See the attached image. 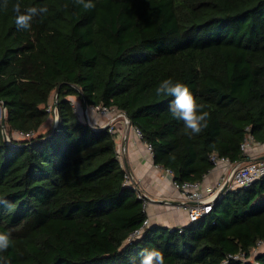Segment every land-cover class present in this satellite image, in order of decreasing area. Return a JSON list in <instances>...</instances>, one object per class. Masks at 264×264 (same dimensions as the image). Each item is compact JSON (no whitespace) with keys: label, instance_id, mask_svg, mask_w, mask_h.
Wrapping results in <instances>:
<instances>
[{"label":"trees","instance_id":"1","mask_svg":"<svg viewBox=\"0 0 264 264\" xmlns=\"http://www.w3.org/2000/svg\"><path fill=\"white\" fill-rule=\"evenodd\" d=\"M92 2L87 10L76 0H7L6 8L0 0L9 138L0 124V231L12 237L0 255L10 264H132L155 247L165 264H264V250L250 253L264 239V175L224 188L181 231L150 223L132 236L147 214L126 183L115 134L82 120L70 98L125 112L153 163L178 183L200 182L214 167L211 154L248 160L243 138L264 142V0ZM17 3L48 12L18 29ZM168 78L206 106L200 134L187 135L169 111L173 98L156 95ZM238 251L249 259L227 258Z\"/></svg>","mask_w":264,"mask_h":264},{"label":"crops","instance_id":"2","mask_svg":"<svg viewBox=\"0 0 264 264\" xmlns=\"http://www.w3.org/2000/svg\"><path fill=\"white\" fill-rule=\"evenodd\" d=\"M102 121V120H101ZM127 130L115 132L116 146L121 155L124 167L131 176V181L149 193L154 199L145 208L150 223L169 227L185 225L187 223L186 212L182 207L183 197L173 187L171 180L165 175L163 168L152 161L151 152L147 150L146 143L140 139L131 126ZM250 159L264 155V142L255 143L246 150ZM121 160V156L119 155ZM228 165L218 163L200 181V187L204 194L215 192L222 183Z\"/></svg>","mask_w":264,"mask_h":264},{"label":"built area","instance_id":"3","mask_svg":"<svg viewBox=\"0 0 264 264\" xmlns=\"http://www.w3.org/2000/svg\"><path fill=\"white\" fill-rule=\"evenodd\" d=\"M52 104V102H51ZM96 110L99 112H104L107 110H110L109 108H106L104 106L100 105H90L86 106L84 105V114L88 115V109ZM54 109V107H53ZM89 117V116H88ZM87 117V121L90 125L93 127L99 128V127H105L109 126V131L111 133L115 134V130L112 125L110 124H103L99 126H95ZM56 114H53V123L56 124ZM126 122V121H125ZM128 125V122H126ZM134 131L137 133L138 136H140L139 130L137 128H134ZM20 136H30L32 135V132H18ZM259 143L255 141L250 133H248L243 140L240 143V150L243 154H246V150L249 146ZM147 150L151 152V146L149 144H146ZM210 158L212 159L214 166H216L220 162H224L228 165L225 175L222 177V183L220 184V187L217 191L211 192L208 194H204L200 187V182H190V181H183L181 183H178L173 180L172 178V171L168 168H163L165 175L168 177V179L171 180V183L173 187L178 189V191L181 193L183 197V204L182 207L186 212L187 216V223L192 222L194 220H197L204 215L208 214L213 206V202L216 198H219L223 195L222 190L225 188L232 189L236 187H247L253 180L259 178L260 176L264 175V157H258L255 159L246 158L248 160H240L232 162L228 158L223 156H218L216 154H211ZM162 168V167H161ZM126 183L129 184L132 188L136 189L137 197L141 198L143 200V206L146 208L147 204L151 202L154 197H152L149 193H147L145 190L141 189L137 183H134L131 181L130 174L126 173ZM149 225V220L146 217L143 220L142 225L137 228L135 231L131 233L132 236H139L141 232L143 231L144 227ZM182 226H177L178 230H182ZM264 250V239H259L256 242V245L250 250V253L252 255H255L256 253H259ZM227 258H234L239 260H245L249 259V257L245 256V253L242 251H238L235 253H230L227 255ZM227 259L223 261V263H226ZM254 264H258L257 261L253 260Z\"/></svg>","mask_w":264,"mask_h":264},{"label":"clouds","instance_id":"4","mask_svg":"<svg viewBox=\"0 0 264 264\" xmlns=\"http://www.w3.org/2000/svg\"><path fill=\"white\" fill-rule=\"evenodd\" d=\"M76 3L87 10L95 8L92 0H76ZM4 7H7V0H5ZM64 7L67 8L68 5H64ZM13 10L16 13L15 25L22 30L30 29L35 17H42L43 14L48 12L47 6H32L21 11L19 3L13 6ZM155 93L157 96L173 98L169 105V111L173 118L183 122L186 134L190 137L200 134L208 127L210 113L205 110L206 106L204 104L198 103L188 85L182 82H174L171 78H168L158 84ZM0 202L7 203L2 200ZM11 246V230L0 231V254L6 252ZM0 264H10V261L0 255ZM132 264H165V257L160 249L155 247L145 248L141 250L138 262L135 258H132Z\"/></svg>","mask_w":264,"mask_h":264},{"label":"rangeland","instance_id":"5","mask_svg":"<svg viewBox=\"0 0 264 264\" xmlns=\"http://www.w3.org/2000/svg\"><path fill=\"white\" fill-rule=\"evenodd\" d=\"M55 97L54 95V92L51 94L50 96V102H53V98ZM70 98L72 99V102H73V105L75 107V109L77 110V112H79L80 114H83L84 113V105H81L80 104V101L76 98V97H73V96H70ZM82 111V113H81ZM5 114V110L3 109V107L1 106V102H0V117L2 114ZM89 116V117H88ZM87 119V117L89 118V120L95 125V126H99V125H102L105 123V124H110L113 126L115 132H118L119 129L124 131V130H127L129 124L127 125V123L125 122V118L124 116L122 115V113L116 109H110V110H107V111H104V112H99V111H96V110H91L90 108L88 109V115L87 114H84V116L80 115V118L82 120H85V118ZM52 120H53V117H52ZM102 120V121H101ZM50 122V121H49ZM49 122H47V124H43V127L42 128H45ZM118 130V131H117ZM134 130V129H133ZM135 132V131H134ZM136 133V132H135ZM137 134V133H136ZM13 136L15 138H21L22 136L19 135L18 132H14L13 133ZM121 147H120V150H119V155L121 156V161L123 160L122 158V155H121ZM123 162V161H122ZM123 164V163H122ZM124 166V165H123ZM149 220V219H148ZM149 224H150V221H149Z\"/></svg>","mask_w":264,"mask_h":264},{"label":"water","instance_id":"6","mask_svg":"<svg viewBox=\"0 0 264 264\" xmlns=\"http://www.w3.org/2000/svg\"><path fill=\"white\" fill-rule=\"evenodd\" d=\"M57 93H58V92L55 93V97H54V99H53L54 102L56 101ZM84 105H85V104H84ZM1 106H2L3 109L5 110V102H4V101H1ZM121 113H122V115L124 116L125 121H126V122H129V120H128L126 114H125V112H121ZM56 119H57V115H56ZM0 124H1V127H2V134H3V137H4L5 141L8 142V141H9V138H8L6 132H5V114H4V113H3V114L1 115V117H0ZM103 127H104V126H103ZM261 157H264V155H262ZM221 197H222V196H220L219 198H221Z\"/></svg>","mask_w":264,"mask_h":264}]
</instances>
